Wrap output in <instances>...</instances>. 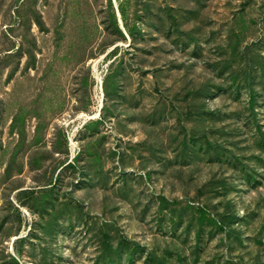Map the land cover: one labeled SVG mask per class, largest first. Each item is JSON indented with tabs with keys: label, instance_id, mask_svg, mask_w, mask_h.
<instances>
[{
	"label": "rangeland",
	"instance_id": "rangeland-1",
	"mask_svg": "<svg viewBox=\"0 0 264 264\" xmlns=\"http://www.w3.org/2000/svg\"><path fill=\"white\" fill-rule=\"evenodd\" d=\"M0 264H264V0H0Z\"/></svg>",
	"mask_w": 264,
	"mask_h": 264
}]
</instances>
